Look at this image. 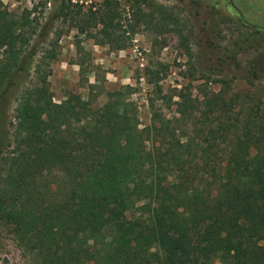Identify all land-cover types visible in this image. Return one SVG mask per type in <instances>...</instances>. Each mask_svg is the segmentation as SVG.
Segmentation results:
<instances>
[{
	"label": "trees",
	"instance_id": "trees-1",
	"mask_svg": "<svg viewBox=\"0 0 264 264\" xmlns=\"http://www.w3.org/2000/svg\"><path fill=\"white\" fill-rule=\"evenodd\" d=\"M31 14L0 0V98L32 69L15 98L0 221L35 263L264 264V102L205 82L196 95L182 87L170 117L150 100L143 126L129 99L93 111L67 92L56 103Z\"/></svg>",
	"mask_w": 264,
	"mask_h": 264
},
{
	"label": "rangeland",
	"instance_id": "rangeland-1",
	"mask_svg": "<svg viewBox=\"0 0 264 264\" xmlns=\"http://www.w3.org/2000/svg\"><path fill=\"white\" fill-rule=\"evenodd\" d=\"M1 2L15 16L31 11L37 32L30 40L37 50L34 60L43 57L51 71L48 81L56 103L67 92L79 95L93 111L118 97L129 99L143 126L150 120V100L157 115L170 117L182 87L196 95L205 82L206 91L222 90L226 98L243 96L245 106L252 103L244 98L247 95L264 102V0ZM101 12L106 35L100 31L102 25L92 27ZM31 73L32 69L27 78L19 79L6 101L0 98V177L20 139L13 125L15 98L20 85L32 79ZM127 85L133 88L131 94L123 89ZM38 121L44 123V114ZM141 213L133 211L128 217L136 220ZM0 264H36L2 221Z\"/></svg>",
	"mask_w": 264,
	"mask_h": 264
},
{
	"label": "flooded vegetation",
	"instance_id": "flooded-vegetation-1",
	"mask_svg": "<svg viewBox=\"0 0 264 264\" xmlns=\"http://www.w3.org/2000/svg\"><path fill=\"white\" fill-rule=\"evenodd\" d=\"M252 12V11H251Z\"/></svg>",
	"mask_w": 264,
	"mask_h": 264
}]
</instances>
